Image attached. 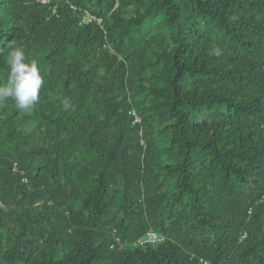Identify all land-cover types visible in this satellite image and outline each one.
Segmentation results:
<instances>
[{"label":"trees","instance_id":"1","mask_svg":"<svg viewBox=\"0 0 264 264\" xmlns=\"http://www.w3.org/2000/svg\"><path fill=\"white\" fill-rule=\"evenodd\" d=\"M14 47L0 264H264V0H0V85Z\"/></svg>","mask_w":264,"mask_h":264},{"label":"clouds","instance_id":"2","mask_svg":"<svg viewBox=\"0 0 264 264\" xmlns=\"http://www.w3.org/2000/svg\"><path fill=\"white\" fill-rule=\"evenodd\" d=\"M9 75L7 84L0 85V102L14 100L18 110L30 111L39 101L43 84L37 62L27 61L24 50L14 47L8 54Z\"/></svg>","mask_w":264,"mask_h":264},{"label":"built area","instance_id":"3","mask_svg":"<svg viewBox=\"0 0 264 264\" xmlns=\"http://www.w3.org/2000/svg\"><path fill=\"white\" fill-rule=\"evenodd\" d=\"M43 3L48 2V0H42ZM71 8L73 10L77 9L76 5H71ZM96 21L97 24H99L102 27V19L98 18L94 15H91L88 12H85V14L82 16L81 23H90ZM133 116V121L134 123H140L141 118L137 115L135 111L130 112ZM16 166V163L14 164ZM164 240V236L157 233L154 230H149L147 231L143 236H141L136 243L138 244H147V243H152V244H158L159 242H162Z\"/></svg>","mask_w":264,"mask_h":264}]
</instances>
